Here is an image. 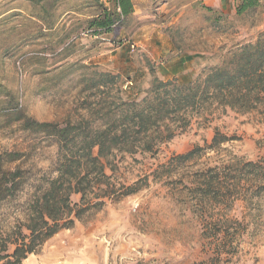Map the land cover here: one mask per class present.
I'll use <instances>...</instances> for the list:
<instances>
[{"label": "trees", "instance_id": "16d2710c", "mask_svg": "<svg viewBox=\"0 0 264 264\" xmlns=\"http://www.w3.org/2000/svg\"><path fill=\"white\" fill-rule=\"evenodd\" d=\"M27 9L0 18L1 57L36 66L44 89L63 83L75 91L73 114L61 121H38L25 112L18 94L0 82V113L8 123L56 146L46 170L25 164L23 151H0V206L13 203V224L0 233V264H21L62 229L89 220L108 202L120 201L147 186L143 177L131 184L115 180L109 158L116 153H155L191 123L193 113L227 110L264 113V28L254 39L221 47L217 62L212 57L196 71L162 79L146 63L150 79L139 85V75L100 70L93 63L70 61L81 33L87 37L115 39L127 30L134 16L132 0H23ZM169 4L158 0L157 5ZM201 17L206 30L223 34L234 23L220 9L191 1L187 5ZM264 0H233L237 18H253ZM24 10V11H23ZM19 16L18 25L7 24ZM168 28L183 67L204 54L185 53L175 36L179 26ZM187 19V18H186ZM179 38V37H178ZM118 43V42H117ZM26 46V47H25ZM186 54V55H185ZM184 68V67H183ZM215 128L209 141L173 154L152 170L154 181L179 186L198 207L204 258L196 264H230L236 238L248 228L244 219L228 215L235 201L244 202L248 217L261 214L264 198V154L257 160L229 154L211 162L207 151H220L232 140ZM253 229V227H252ZM210 231V235L205 233ZM255 232V228L253 229Z\"/></svg>", "mask_w": 264, "mask_h": 264}, {"label": "rangeland", "instance_id": "374dc122", "mask_svg": "<svg viewBox=\"0 0 264 264\" xmlns=\"http://www.w3.org/2000/svg\"><path fill=\"white\" fill-rule=\"evenodd\" d=\"M157 1L138 0L137 14L127 30L120 31L116 44L109 41L110 36L93 38L81 33L70 61L93 63L103 71L139 75L138 83L144 87L150 79L146 63L153 65L155 74L162 79L196 71L209 57L213 63L217 62L221 47L254 39L264 28V6L252 20L237 18L230 4L228 10L222 12L234 25L227 32L217 34L202 29L201 17L186 6L192 0H168L169 4L160 6ZM20 6L27 9L23 0H0V18L14 14ZM182 15L187 19L179 25L182 33L175 36L176 43L187 54L206 55L189 59L184 68L177 64L184 55L175 49L168 30L176 26ZM10 19L9 25L21 22L19 16L13 15ZM19 60L1 57L0 53V82L18 94L26 114L38 121H61L71 116L75 91L70 90L67 83L44 89L43 79L33 73L36 66L22 64ZM215 128L236 139L223 144L218 152L207 151L202 160L209 158L206 161L211 162L229 154L257 160L264 154V113L239 114L230 110L193 113L190 125L160 145L157 152L116 153L109 158L114 168L112 171L106 166L108 175L126 184L147 177V186L120 201L108 202L89 220L77 221L73 227L60 230L21 264H196L204 258L202 245L205 243L198 207L180 193L177 184L154 181L151 172L173 154L197 144L203 146ZM7 149L28 153L25 164L46 170L56 146L39 142L37 135L20 130L15 122L8 123L7 116L0 113V151ZM260 211V215L250 219L248 208L240 200L226 210L232 218L244 219L248 227L234 242L238 245L232 250L230 264H264V198ZM14 219L13 203L2 204L0 233L8 229ZM206 234L210 235V231Z\"/></svg>", "mask_w": 264, "mask_h": 264}, {"label": "crops", "instance_id": "0c3cea01", "mask_svg": "<svg viewBox=\"0 0 264 264\" xmlns=\"http://www.w3.org/2000/svg\"><path fill=\"white\" fill-rule=\"evenodd\" d=\"M192 1H197V2L201 1L203 4L218 8L224 12L228 10L230 4L233 6V0H192ZM132 3L134 7V14H137L138 0H132Z\"/></svg>", "mask_w": 264, "mask_h": 264}, {"label": "built area", "instance_id": "2783aa9c", "mask_svg": "<svg viewBox=\"0 0 264 264\" xmlns=\"http://www.w3.org/2000/svg\"><path fill=\"white\" fill-rule=\"evenodd\" d=\"M131 47L133 48V45H131Z\"/></svg>", "mask_w": 264, "mask_h": 264}]
</instances>
